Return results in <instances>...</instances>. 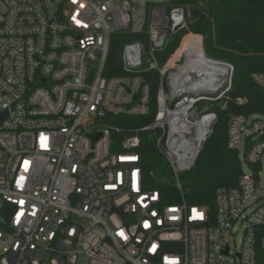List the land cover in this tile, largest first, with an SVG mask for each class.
I'll use <instances>...</instances> for the list:
<instances>
[{
    "label": "built area",
    "instance_id": "1",
    "mask_svg": "<svg viewBox=\"0 0 264 264\" xmlns=\"http://www.w3.org/2000/svg\"><path fill=\"white\" fill-rule=\"evenodd\" d=\"M172 0H0V264H264V181L241 173L219 187L212 212L189 205L192 171L226 101L234 67L185 33L190 11ZM127 43L121 77L105 76L113 34ZM185 37H190L180 54ZM153 121L118 142L111 117ZM194 76V78H193ZM250 81L264 92V73ZM227 147L261 171L264 115L227 116ZM170 179L143 166L142 135ZM171 181L174 201L157 188Z\"/></svg>",
    "mask_w": 264,
    "mask_h": 264
},
{
    "label": "trees",
    "instance_id": "2",
    "mask_svg": "<svg viewBox=\"0 0 264 264\" xmlns=\"http://www.w3.org/2000/svg\"><path fill=\"white\" fill-rule=\"evenodd\" d=\"M170 6L188 8L190 19L186 30L173 39L163 54L158 55L160 61L171 56L185 33L191 32L202 37L206 56L226 61L234 67L232 85L224 98L226 106L224 109L212 108L217 122L212 127L192 171L181 176L186 203L206 206L212 212L215 190L234 186L241 173L238 153L227 147V116L264 115V92L250 81L252 73H264V0H172ZM190 39L185 37L180 48H184ZM139 42L147 49L148 38L145 33L113 34L105 76H123L122 48L127 43ZM143 77L150 86L149 113L141 117H111L113 125L121 128L120 133L112 135L115 142L132 134L134 129L153 121L158 76L154 72H148ZM142 137L138 153L141 154L145 170L154 171L157 178L164 176L170 179L171 171L164 159L156 154L153 138L149 134H143ZM156 187L167 194L166 202L174 201L171 181L161 182Z\"/></svg>",
    "mask_w": 264,
    "mask_h": 264
},
{
    "label": "rangeland",
    "instance_id": "3",
    "mask_svg": "<svg viewBox=\"0 0 264 264\" xmlns=\"http://www.w3.org/2000/svg\"><path fill=\"white\" fill-rule=\"evenodd\" d=\"M187 43L184 45V48L186 47ZM240 159H241L240 169H242L243 172H246V173H249V174L254 173V172L256 174L258 173V176H259L260 180L264 181V156H263L262 162H261V171H259V172L256 171L255 169H252L251 166H249L246 162L243 161V155L240 156Z\"/></svg>",
    "mask_w": 264,
    "mask_h": 264
},
{
    "label": "water",
    "instance_id": "4",
    "mask_svg": "<svg viewBox=\"0 0 264 264\" xmlns=\"http://www.w3.org/2000/svg\"><path fill=\"white\" fill-rule=\"evenodd\" d=\"M193 78H194V76H193ZM224 103H225L224 101H220V102L216 103V107L222 108L224 106Z\"/></svg>",
    "mask_w": 264,
    "mask_h": 264
},
{
    "label": "bare ground",
    "instance_id": "5",
    "mask_svg": "<svg viewBox=\"0 0 264 264\" xmlns=\"http://www.w3.org/2000/svg\"><path fill=\"white\" fill-rule=\"evenodd\" d=\"M182 50H183V48L181 49H178L177 51H178V53L177 54H180L181 52H182Z\"/></svg>",
    "mask_w": 264,
    "mask_h": 264
}]
</instances>
